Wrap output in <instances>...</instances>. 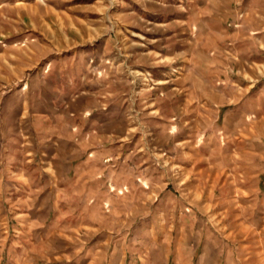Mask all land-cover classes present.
I'll list each match as a JSON object with an SVG mask.
<instances>
[{
    "label": "crops",
    "instance_id": "1",
    "mask_svg": "<svg viewBox=\"0 0 264 264\" xmlns=\"http://www.w3.org/2000/svg\"><path fill=\"white\" fill-rule=\"evenodd\" d=\"M165 1L0 38V264H264V0Z\"/></svg>",
    "mask_w": 264,
    "mask_h": 264
},
{
    "label": "rangeland",
    "instance_id": "2",
    "mask_svg": "<svg viewBox=\"0 0 264 264\" xmlns=\"http://www.w3.org/2000/svg\"><path fill=\"white\" fill-rule=\"evenodd\" d=\"M123 1L127 4V0H48L45 2V4L48 5H42L39 3V7L36 10L28 11L30 15H25L23 13L17 16H10V13L2 14L1 24L3 26V31L0 38L6 40L12 33L20 34L23 38H37L38 36L42 38L43 35L47 36V34L50 35V39L57 38L58 34L63 32L58 31V25L62 23L68 26L67 30L63 33L68 36L67 39H71V42H74L78 37L80 32H78V29L81 27L83 29L82 33L88 42L89 40L87 38H90L88 35L91 26L109 25V22L112 21L117 23L121 22V16L118 14L113 15L111 8L122 6ZM130 1V5H137V0ZM166 1L169 2V4H175L173 2L174 0ZM41 6L45 10L42 11ZM49 7H52L53 9H50ZM106 8H109V12H107ZM169 8L170 7L164 10L167 12L166 14L172 12ZM7 24H12V29L14 30H11L10 32ZM120 38L121 32L117 30L114 31L116 48L121 47L118 42L121 40ZM82 40L84 42V38H82ZM83 47L85 48L82 49H85L86 51L89 49V45ZM73 49L74 48H71L69 53H71ZM78 49L80 50L81 47H78ZM3 86L5 89H8V85ZM211 228L216 232V225L214 227V225L211 224Z\"/></svg>",
    "mask_w": 264,
    "mask_h": 264
}]
</instances>
